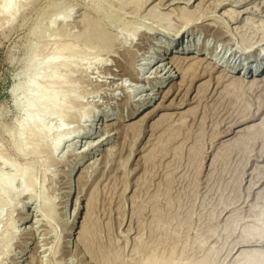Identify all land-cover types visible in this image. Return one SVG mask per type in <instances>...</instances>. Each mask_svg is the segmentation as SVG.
Returning <instances> with one entry per match:
<instances>
[{
	"label": "rangeland",
	"instance_id": "rangeland-1",
	"mask_svg": "<svg viewBox=\"0 0 264 264\" xmlns=\"http://www.w3.org/2000/svg\"><path fill=\"white\" fill-rule=\"evenodd\" d=\"M7 1L0 264H264V77L245 72L264 64V0H16L9 14ZM92 25L117 38L111 50L84 42ZM178 32L238 70L184 56L151 116L90 129L92 113L126 117L145 99L158 42ZM37 88L58 107L28 101Z\"/></svg>",
	"mask_w": 264,
	"mask_h": 264
},
{
	"label": "bare ground",
	"instance_id": "bare-ground-1",
	"mask_svg": "<svg viewBox=\"0 0 264 264\" xmlns=\"http://www.w3.org/2000/svg\"><path fill=\"white\" fill-rule=\"evenodd\" d=\"M180 1L182 0H171L170 2V6L176 5L177 3H180ZM191 0H189L190 3ZM225 5V2H218L219 7H223ZM16 6V0H8L4 6V11L7 12V14H9V12H13L12 10L15 9ZM3 11V12H4ZM69 11V10H68ZM70 12V11H69ZM59 13V12H58ZM11 14V13H10ZM13 14V13H12ZM56 14V13H55ZM54 14V15H55ZM62 14V13H60ZM58 17V15H56ZM67 16V15H66ZM67 18V17H66ZM107 18V17H105ZM107 22L109 23V25L113 24L114 22L112 20H110L109 18H107ZM57 22V21H56ZM120 22V21H119ZM116 23V22H115ZM116 25V24H115ZM114 25V26H115ZM97 26V25H96ZM95 25L90 26L93 30V33L97 34L95 36H89V37H85L86 39L84 40V42L89 45L92 48H99V49H103L100 51H109L111 50V48L113 46H115V44L117 43V38L107 34L106 32H104L103 30H98V28ZM186 26V25H185ZM125 27V26H124ZM164 28L166 30V32H170L171 31V26H169L168 24H164ZM113 29V28H112ZM122 29H124L122 27ZM91 30V31H92ZM125 30L129 31L130 35H136L138 30L135 29L134 27L131 26H127L125 27ZM181 32L176 33L179 34ZM173 36L172 40L170 41H163L161 40V42H158L159 44V48L157 50L155 59L157 61V65L158 67L155 68L154 70V74H155V82L152 86L151 89L149 90V94L147 96H145V99L137 102V106H135L134 108H131L130 112L127 114L126 117L124 116H110L109 114H106L104 112H96V113H92L90 116V120L88 127L91 129L93 126V123L96 122V124H102V125H106L107 127H110L112 129H114L116 131V129L120 128L123 126V124L125 123H130L133 120H137L140 119L141 117L143 118H148L151 113V109L152 106L154 105L155 102H153V100L157 101L158 99L161 100V102L165 101L167 99V97H169V95L175 90L172 82L174 81V75H172V72L176 70L175 74L181 69L182 65L185 64V61H188L187 58H182L184 56H187L191 59H199L200 62L205 61L209 62L213 65L214 69H222L223 72H227L229 74H233L234 72H236V70H238V67L232 65V62L230 61H223V57H219L215 51H209L208 49H206L204 46L202 47H197V48H193L190 47L188 44H186V42H184L183 36ZM105 39L108 42H110V45H106V44H101V40ZM186 40V39H185ZM195 50H197L195 52ZM165 51L166 53H169L167 57L161 55V53ZM179 51V52H178ZM33 50L30 47L29 49V54L33 55ZM164 53V52H163ZM114 54V53H113ZM54 57V56H53ZM126 58V57H125ZM52 59V58H51ZM31 60V59H30ZM30 60H27L28 63L30 64ZM56 60V59H55ZM57 61V60H56ZM261 61V60H260ZM260 61L253 67L250 68H245V72H253L254 74L251 75V78L253 79H257L258 77H264V64ZM55 62V61H53ZM169 62L168 64H165ZM27 64V68H26V73L28 74L31 71V66ZM187 64V63H186ZM123 65V64H122ZM223 65V66H222ZM33 66V65H32ZM63 66V65H61ZM159 66H161L162 68H160ZM169 67V68H168ZM197 68V67H196ZM34 69V68H32ZM121 70V69H120ZM244 68H240L239 71H243ZM108 72V71H107ZM121 72H123V69L121 70ZM165 72V73H163ZM262 72V73H260ZM132 73V72H131ZM22 74V73H21ZM32 74V73H31ZM34 74V73H33ZM118 74V73H117ZM134 74V73H133ZM153 74V75H154ZM35 75V74H34ZM130 75V74H129ZM260 75V76H259ZM138 76V75H137ZM238 79H240V74H237ZM244 76V75H243ZM24 77V76H23ZM28 77V75H27ZM131 77V76H130ZM129 77V78H130ZM134 77V75H133ZM135 78V77H134ZM139 77H137V79H134L136 81H138ZM32 80V79H31ZM28 81V80H27ZM26 83V82H25ZM29 83V82H27ZM28 85V84H26ZM30 86V85H29ZM31 87V86H30ZM23 88V87H22ZM25 88V87H24ZM29 89V88H28ZM35 92L34 95H31L30 97H28V101L30 100H37L38 103H41L43 106H52L53 109L57 108V99L54 97L51 98H47L46 95L44 94V91L40 88H37L36 90L34 89ZM24 92V91H23ZM24 94V93H23ZM28 94V93H27ZM27 96V95H26ZM60 96V95H59ZM27 99V97H26ZM24 99V101L26 100ZM65 100V99H64ZM27 101V100H26ZM61 102V100H60ZM160 102V103H161ZM164 103V102H163ZM27 104V102H26ZM162 104V103H161ZM26 107V106H25ZM158 108H160V105L158 106ZM29 109V108H28ZM35 113V112H34ZM37 114V113H36ZM43 116V114H42ZM38 117V116H37ZM39 122V121H38ZM26 123V122H25ZM37 126V125H36ZM35 126V127H36ZM38 127V126H37ZM113 130V131H114ZM103 140H101L102 142ZM61 142V141H60ZM106 142V141H105ZM60 144V143H58ZM92 145V143H91ZM90 144L88 146H86L88 149L91 146ZM92 147V146H91ZM52 148H55L52 147ZM58 148V147H57ZM56 148V149H57ZM33 149V148H32ZM38 149V148H37ZM54 150V149H53ZM30 152V151H29ZM35 154V153H34ZM38 155V154H37ZM91 161V160H90ZM90 164L89 160H86V155H82L69 169L68 173L66 174V178L69 179L70 177H74L76 178L77 176H79L85 169H87L86 167ZM73 172V175H72ZM82 175V174H81ZM4 181V180H3ZM4 184L2 185V183H0V186H5V188L9 189L11 187V185H13V178L8 179L6 182H3ZM12 188V187H11ZM3 192V191H2ZM69 190L67 191V195L69 194ZM9 193V192H7ZM47 207L45 206L44 209H46ZM73 222L71 224V228L69 229V234L73 229ZM70 226V225H69ZM79 223H77L76 225V229L78 228ZM75 233V232H74ZM68 243V242H67ZM27 245H30V247L33 244H25L23 246V248H26Z\"/></svg>",
	"mask_w": 264,
	"mask_h": 264
}]
</instances>
